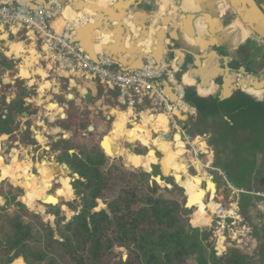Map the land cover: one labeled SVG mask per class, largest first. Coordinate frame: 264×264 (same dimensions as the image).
Listing matches in <instances>:
<instances>
[{"label":"trees","instance_id":"16d2710c","mask_svg":"<svg viewBox=\"0 0 264 264\" xmlns=\"http://www.w3.org/2000/svg\"><path fill=\"white\" fill-rule=\"evenodd\" d=\"M0 65L4 72L14 69L13 62L5 56L0 57ZM23 82H17L20 84L19 94L11 102L7 115L0 107V136L12 134L17 119L26 111ZM186 96L187 102L200 115V125L215 129L216 149H225L227 143L235 146L232 151L218 152L225 160L218 162L217 166L228 183L239 190L249 188L258 154L254 150L260 148V131L264 128V100L238 93L228 101L217 102L189 90ZM224 116H229L231 122L225 121ZM68 119L71 124L81 126L83 123H79L81 118L77 115ZM85 140L90 142V149L82 145L80 154L69 163L71 170L80 177L70 188L73 187L75 194L82 197L85 209L68 223H60L57 234L41 220L40 215L29 212L17 201L15 192H21V189L8 188L5 191L2 188V195L12 197L9 201L16 214L0 211V264H13L20 257L25 262L20 259L15 263L264 264V252L262 260H255L246 257L235 244L227 245L225 251L218 254L215 242H210L208 229L195 228L190 223L192 209L187 207L186 191L173 176H162L173 185V190L162 188L156 182L152 184L151 174L141 171L143 168L122 169L105 155L97 138ZM241 146L249 151H243ZM262 169L264 171V166ZM224 189H228L227 183ZM113 193L118 194L108 205L113 219L104 210L91 213L98 207L99 200H107ZM187 194L189 201L197 205H201L205 197L203 190L199 197L190 196L188 191ZM247 198V195L242 196L243 200ZM223 207L229 205L226 203ZM201 208L194 220L196 226L210 222L209 218L203 220L205 205ZM116 246L124 247L128 256L118 260Z\"/></svg>","mask_w":264,"mask_h":264},{"label":"rangeland","instance_id":"374dc122","mask_svg":"<svg viewBox=\"0 0 264 264\" xmlns=\"http://www.w3.org/2000/svg\"><path fill=\"white\" fill-rule=\"evenodd\" d=\"M237 39L240 41L243 40V37H237ZM20 46L22 47L20 48ZM19 49L22 50L17 55L15 52ZM1 56L7 57L14 65L12 71L4 72L0 67L3 72L0 82V107L2 113L7 115L11 102L19 94L20 84L17 82L18 80H23L22 88L26 92L24 99L26 111L24 113L28 115L27 117H23L22 114L17 119L12 134L0 136V211L6 210L9 214H16V210L12 208V202L9 201L12 197L7 198L6 194H1V191L2 188L5 191L8 188H19L22 191L15 192L17 201L21 202L29 212H33L29 208L37 207L40 217L41 214H47L52 217L56 222L57 231L60 223L66 224L73 217L80 214L85 209L82 197L75 194L73 187H71L72 194L70 196V185L72 186V181L76 179L77 174L71 168L70 170L68 168L69 163L73 161L74 157L80 154L82 145L89 148L88 143L90 142H87L85 139L89 140L93 137L98 139L100 146L103 142V148L107 153L105 155L112 163L116 161L122 169L137 170L135 166L128 165L127 159L123 155L124 153H135L142 157L152 154L156 158V162L150 165L151 168H143L141 171L150 173L155 177L165 175L162 166L165 153L155 148L156 143L161 138L160 134L164 132L165 128L163 130L151 131L150 136L149 124L142 123L141 121L135 122L134 125L140 133H146L148 137L150 136V142L153 145L151 147L153 148L152 151L149 147L144 146L141 141L131 143L127 141V138H122L118 141L119 148L117 153L111 152L106 148L104 139L110 138L114 124L118 120L117 118L130 117L131 115V112H127L125 108L119 106L118 94L115 90L84 77L72 78L71 76L68 77L55 73L51 69L49 62L42 56L41 46L33 36L27 35L26 31H16L15 35L8 30L0 31ZM24 73H30L33 76L29 75V80L23 76ZM32 81L33 84L31 83ZM70 85L71 87L68 89ZM90 92H93L94 98L87 101L85 96ZM50 103H56L57 109L55 111L44 108V106ZM62 114H66L65 119H62ZM72 115H77L81 118L79 122H83L81 126L70 123L68 118ZM90 126L95 127L94 132L90 133L88 131ZM211 128L204 129L212 132L211 138L207 136L208 144L214 153L211 168H218V162L225 160V157L223 154H218L220 150L216 149V144H214L215 138H213ZM193 132L195 133V131ZM260 133L262 134V138L259 145L260 148H264V128ZM76 134H80L82 137ZM85 134H88V137ZM13 139L19 143V147L11 148ZM35 145L40 150L38 152L35 149L37 154L32 155L30 150ZM43 148L50 151H44L42 150ZM175 148L181 155H185L183 158L189 169L188 174L198 184L195 192L191 191L189 195L199 197L201 190L205 192V197L201 202L202 206L195 204V207L191 208L190 223L192 226L208 229L211 234L210 242H215L216 248L218 245L217 232L219 227L216 223L218 218L214 214V209L216 205L223 204L224 206L227 203L229 205L227 208H230L236 204L237 215L241 219V225L237 227V230L242 232L245 225L247 231L241 233L242 236L245 235V237H241V243L234 241V244L243 250L246 257L262 260L264 252V197H259L257 193H264V184L261 182L264 179V171L262 169L264 166V153L256 155L251 172L250 187L240 190V193L233 195L229 189H224L226 176L224 177L218 171L205 168L209 161L206 160L205 156L197 158L191 149L185 153L180 147L175 146ZM1 149L5 153H2ZM59 151L62 152V156L60 155L56 159V153ZM150 151L151 153H149ZM8 153L10 155L12 153L11 159ZM47 173L51 174V179L53 178V180H46ZM212 174L214 178L210 176ZM58 181L60 183H57ZM162 181V184H158L160 187H168L173 190L172 184H168L163 178ZM209 183H214L217 188L209 190ZM220 185L222 186L221 189ZM51 189L52 191L50 192ZM117 195V193H113L107 197V200H99L98 207L94 209L99 208L103 210L104 207L109 209V203ZM243 195H247L248 198L243 200ZM186 196L188 203L189 196L187 191ZM53 199L60 200L59 204L55 207L42 203H51ZM69 203L72 205H69ZM204 205L205 214L203 216L205 215L206 217H203V220L209 218L210 222L196 226L194 223L195 215L198 216L199 208H204ZM64 206L68 210L64 209ZM123 248L119 246L115 247V256L118 260L128 256L123 252ZM20 259L25 262L23 257L18 258L16 261Z\"/></svg>","mask_w":264,"mask_h":264},{"label":"crops","instance_id":"0c3cea01","mask_svg":"<svg viewBox=\"0 0 264 264\" xmlns=\"http://www.w3.org/2000/svg\"><path fill=\"white\" fill-rule=\"evenodd\" d=\"M24 1L34 4L44 0ZM227 1L54 0L61 14L53 25L62 30L67 21L87 14L89 18L76 32L75 41L93 61L103 54L124 70L143 69L150 61L156 68L169 65L186 90L201 97L224 102L246 93L262 101L264 41L244 26ZM256 1L264 11V0ZM192 108V114L179 116V121L194 136L211 138L212 132L200 125V115ZM223 119L231 122L229 116ZM158 127L164 129L161 125L149 126V135L160 130ZM212 131L215 138V129ZM233 147L227 143L219 150L229 152ZM240 149L249 151L244 146ZM254 152L264 153V148Z\"/></svg>","mask_w":264,"mask_h":264},{"label":"built area","instance_id":"2783aa9c","mask_svg":"<svg viewBox=\"0 0 264 264\" xmlns=\"http://www.w3.org/2000/svg\"><path fill=\"white\" fill-rule=\"evenodd\" d=\"M60 14L61 8L54 0L34 4L24 0H0V31L8 30L13 35L16 31H26L27 35L33 36L41 46L42 56L55 73L68 77H84L116 90L119 105L127 111L131 110L138 122L142 121L145 115H165L170 134L168 140L175 144V138L179 135L181 142L189 147L197 158L205 156L206 160H209L206 169L218 171L225 177L220 168H211L214 153L207 137L194 136L189 127L179 121V116L192 114L194 109L187 102L186 87L169 65L156 68L150 61L143 69L124 70L103 54H99L97 60L93 61L75 41L76 32L87 22L89 16L79 14L75 19L67 21L62 30H56L53 22ZM163 82L173 88L177 98L175 101L164 92ZM202 144H205V148ZM226 183L233 195L240 193L227 179ZM257 195L264 197L261 192ZM214 210L219 227L216 250L221 254L226 246L233 245L234 241L241 243V237H245L241 233L247 231V228L244 225L242 232L237 230L241 219L238 218L236 204L230 208L216 205Z\"/></svg>","mask_w":264,"mask_h":264},{"label":"bare ground","instance_id":"6f19581e","mask_svg":"<svg viewBox=\"0 0 264 264\" xmlns=\"http://www.w3.org/2000/svg\"><path fill=\"white\" fill-rule=\"evenodd\" d=\"M21 47L22 46H20V48ZM21 50L22 49L16 50L17 52H15V53H17V55H18L19 52H21ZM29 75L33 76L30 73H24L23 74V76L25 78L30 80ZM31 83L33 84V81ZM84 92H85V90H84ZM44 108H46L47 110L55 111L57 109V105H56V103H50L47 106H44ZM127 112H131L130 117L117 118L118 120L114 124V128H113L112 134L110 135V138H106L104 140L106 148L109 149L111 152H114V153L118 152V148H119L118 141L121 140L122 138H127V141H129L131 143H134L136 141H141L143 144L145 143L148 145L150 144L151 147L153 146V145H151V142H150L151 140H150V138H148L147 134L146 133H140L139 130L136 129L134 124L137 120L135 119L133 112L131 110L127 111ZM141 122L145 123V124H149V125L151 124L155 128L158 125H161L163 128L166 129V133L169 132L168 120H167V117L163 114H160L157 116H155V115L146 116L145 115ZM158 128L162 129L161 127H158ZM162 134H164V132ZM175 141H176V143L173 144L170 140L165 139L163 136L156 143L155 148H157L158 150L165 153L164 159L162 160V166L164 169V173L167 176H174L178 180L179 185L183 186L186 189V191L195 192L196 188H198V184H196L194 182L193 178L188 174L189 169H188L187 164H185V159L183 158V157H185V155L184 154L181 155L179 152H177L175 146L180 147L186 153L190 150V148L185 146L181 142L179 135L176 136ZM151 147H149V148L152 151L153 149ZM202 147L205 148V144H202ZM151 151L149 153H151ZM123 155H125L127 162H128V165L135 166L137 169H139V168H144V169L145 168H151L150 165L153 162H156L155 161L156 158L152 154H149L146 157H142V156H139L138 154H135V153L126 152ZM0 163H1V161H0ZM46 180L47 181L53 180V178L51 179L50 173H47ZM208 187H209V190L211 188L214 189L213 185L211 183L208 184ZM51 203H56V199H53L51 201ZM190 204L195 206V204H192V203H190ZM66 210H68V208H66ZM196 218H197V216L195 215L194 220ZM123 252H125V249H123ZM16 264H21V262H18Z\"/></svg>","mask_w":264,"mask_h":264},{"label":"water","instance_id":"95a60500","mask_svg":"<svg viewBox=\"0 0 264 264\" xmlns=\"http://www.w3.org/2000/svg\"><path fill=\"white\" fill-rule=\"evenodd\" d=\"M227 2H228L230 9L232 10V12L244 24V26L248 30H250L254 35H256L258 38H260L261 40L264 41V11L258 5L257 1L256 0H228ZM163 89H164V92L169 95V97L171 98L172 101H175L177 99L174 92H173V88L167 82H163ZM85 99L87 101H90L92 99V94L91 93L86 94ZM27 115H28L27 113H23V117H27ZM61 117H62V119H65L66 114H62ZM88 131L90 133L94 132L95 127L90 126ZM85 136L88 137V134H85ZM160 136L163 137V134H160ZM164 138L169 139L170 134L169 133L164 134ZM101 148L105 152V154L107 155L105 149L103 148L102 143H101ZM164 176H167V175H164ZM76 177H78V176H76ZM174 179H175V182L177 184H179L178 180L175 177H174ZM150 181L152 184L154 182H156L159 185L163 183L162 176L155 177V176L151 175ZM261 182H262V184H264V179H262ZM211 184L213 185L214 189L217 188V186L214 183H211ZM58 203H59V200L56 199V203H50V204L57 205ZM193 206L194 205L190 206L189 201H188L187 207L191 209V208H193ZM66 208L67 207L64 206V209H66ZM37 209H38L37 207L29 208L30 211H33L36 214H40V212H38ZM99 210H100L99 208L94 209V210H92L91 213H96ZM103 210L106 211V213L109 215V217L111 219L114 218L113 214L111 213V211L107 207H104ZM41 219L53 231H55L56 233L58 232L56 222L54 221V219L52 217H50L47 214H41Z\"/></svg>","mask_w":264,"mask_h":264},{"label":"flooded vegetation","instance_id":"af4514ba","mask_svg":"<svg viewBox=\"0 0 264 264\" xmlns=\"http://www.w3.org/2000/svg\"><path fill=\"white\" fill-rule=\"evenodd\" d=\"M71 100V99H70ZM13 147H19V143L17 142V141H14V139H13V141H12V144H11V148H13ZM35 149L39 152V148H37V146L35 145L33 148H31V150H30V153L32 154V155H36L37 154V152H35ZM2 150V149H1ZM11 150H15V149H11ZM42 150H44V151H50L49 149H46V148H43ZM5 153V151H3L2 150V153ZM10 152V151H9ZM23 154V153H22ZM22 154H20V156H22ZM60 155L62 156V152H60L59 151V153L57 152L56 153V159H58L59 157H60ZM8 156H9V158L11 159L12 158V153H11V155H10V153H8ZM15 163V162H14ZM69 169H70V167H69ZM78 177H76V179H79L80 177H79V175H77ZM75 179V180H76ZM75 180H73L72 182H74ZM53 187H54V185L52 186V189H53ZM52 189L50 190V192L52 191ZM60 201V200H59ZM43 204H45V205H51V207H55V206H57V205H52V204H50L49 202H42Z\"/></svg>","mask_w":264,"mask_h":264}]
</instances>
